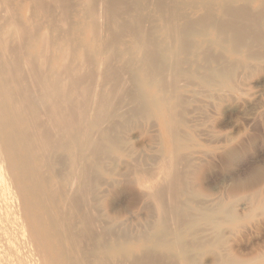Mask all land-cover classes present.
I'll return each mask as SVG.
<instances>
[{"label": "bare ground", "instance_id": "1", "mask_svg": "<svg viewBox=\"0 0 264 264\" xmlns=\"http://www.w3.org/2000/svg\"><path fill=\"white\" fill-rule=\"evenodd\" d=\"M261 86L264 0H0V264H264L262 172L204 177Z\"/></svg>", "mask_w": 264, "mask_h": 264}, {"label": "rangeland", "instance_id": "2", "mask_svg": "<svg viewBox=\"0 0 264 264\" xmlns=\"http://www.w3.org/2000/svg\"><path fill=\"white\" fill-rule=\"evenodd\" d=\"M261 88L260 90H264L263 89L264 86H261ZM254 104L255 103H253V105ZM253 108L255 111L256 106ZM248 110L250 112V115L246 114ZM252 111L253 109L251 106L246 110L245 109L239 110L238 112H236V115L235 112H231L227 116L226 118L227 120L222 122L224 128L228 127L227 133L231 135L242 134V136H240V138L233 143L234 147L240 150L237 155V158L230 159L226 155L225 150L227 146L223 143L213 142L207 145L206 149H210L211 151L208 154V156L205 158L210 166L205 170L204 177H205L206 186L215 187L214 190L220 191L223 190L226 186L230 185L229 182H231L233 176L244 175L247 174L248 172H252L256 170L262 172V175L264 177V120L259 116V114L255 112L251 114ZM244 117L247 119H244ZM224 146L226 148H224ZM219 151L222 152L219 153ZM209 161L212 163H210ZM132 201H133V195L124 193L116 199L115 204L117 207L121 208L122 211H124L125 209H126L125 211H132L133 206L135 205ZM120 219L122 220V222L124 220L125 223H127L128 220V223L130 222L131 224L132 223L131 220L135 219V216L133 215V213L131 214L126 213L125 215H122ZM260 220L264 222L262 218ZM250 226L252 227V229ZM248 227L250 228V230ZM248 227L243 228L244 230L242 236L239 235L237 237H233L236 238V239H232L233 244H235L236 243L235 240L238 239V241L241 244L243 243L242 244L243 246H247L254 238L257 240L259 237H262L264 235V229L262 230V233L258 236L257 227L254 228V225H250V224L248 225ZM243 239L245 240L243 241Z\"/></svg>", "mask_w": 264, "mask_h": 264}]
</instances>
